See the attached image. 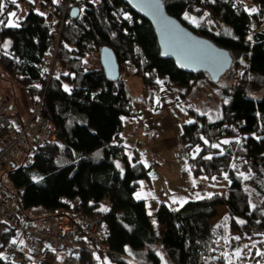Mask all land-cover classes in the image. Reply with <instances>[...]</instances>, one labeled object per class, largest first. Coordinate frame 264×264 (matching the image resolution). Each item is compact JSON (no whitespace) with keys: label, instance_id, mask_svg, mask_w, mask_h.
Returning a JSON list of instances; mask_svg holds the SVG:
<instances>
[{"label":"trees","instance_id":"obj_1","mask_svg":"<svg viewBox=\"0 0 264 264\" xmlns=\"http://www.w3.org/2000/svg\"><path fill=\"white\" fill-rule=\"evenodd\" d=\"M68 1L0 0V41H10L0 47V71L23 90L29 111L44 92L43 116L56 129L53 142L31 145L23 163L7 173L12 188H5L18 201L19 219L41 207L45 219L66 214L79 229L80 219L109 200L105 228L112 253L99 255L100 264H230L233 242L245 244L233 264H263L264 255L249 243L264 238V0H161L168 15L227 50L232 66L219 94V118L210 121L192 111L195 119L181 124L179 136L194 178L229 184L180 208L161 202L153 213L157 225L146 202L135 197L151 169L138 154L127 159L120 138L124 118L136 115L121 73L140 77L153 93L166 88L178 98L198 82L219 81L161 57L152 25L123 0H71L81 4L79 16L70 19L68 13L61 26ZM20 4L29 8L27 14L7 26ZM209 20L219 23L218 33L209 30ZM54 47V74L47 82ZM103 47L112 50L119 67L113 82L101 67H89V56L99 59ZM64 199L79 201L81 211L70 210ZM217 207L225 212L212 223ZM0 239L3 250L6 238ZM70 254L87 264L83 251ZM0 264L12 263L3 255Z\"/></svg>","mask_w":264,"mask_h":264},{"label":"built area","instance_id":"obj_2","mask_svg":"<svg viewBox=\"0 0 264 264\" xmlns=\"http://www.w3.org/2000/svg\"><path fill=\"white\" fill-rule=\"evenodd\" d=\"M70 3L71 0L65 6V13L70 12L67 11ZM76 8L80 10L81 4L78 3ZM63 23L64 18L61 25ZM55 51L56 47L51 51L52 58L45 71L47 82L54 74ZM44 98L43 92L23 123L12 120L8 115L10 99L0 98V236L6 238L3 244L4 255L12 264H29L31 260L41 256H50V264H81L70 255L74 250H81L87 256V264H100L99 255L112 253L105 228V215L111 201L106 203L107 211L93 212L87 218L80 219L79 229L70 216L62 213L51 214L43 224L34 225L19 219L18 201L2 182V175L14 153H26L31 145L54 141L55 126L43 116ZM63 201L69 205L70 210L81 211V205L76 199ZM147 203L153 210L159 205L156 198L148 199Z\"/></svg>","mask_w":264,"mask_h":264},{"label":"rangeland","instance_id":"obj_3","mask_svg":"<svg viewBox=\"0 0 264 264\" xmlns=\"http://www.w3.org/2000/svg\"><path fill=\"white\" fill-rule=\"evenodd\" d=\"M74 2V1H73ZM73 2L70 3L68 6L70 11L71 8L76 7L78 3L74 4ZM35 11L39 12V5L35 3ZM67 3L65 4V6ZM62 11V17L60 19V24L62 18H64V21L67 17L68 13H65V7ZM29 8L24 5L20 4L18 6V11L15 12V16H10L6 25L9 26V21H11L12 24L16 25V23L23 19L25 15L27 14ZM197 24V22H194ZM208 28L210 31L218 33L220 29V25L216 21L209 20L207 22ZM62 26V25H61ZM251 37V39H249ZM248 40L252 41V35H249ZM6 45V46H5ZM10 45V41L8 39L4 41H0V47L2 48H8ZM89 67L91 68H100L99 59L96 53L89 56L88 59ZM129 67V66H128ZM131 68V66H130ZM230 73L224 74L217 86L208 85L203 82H198L193 86V89L188 92L185 96L178 98V105L174 107V111L178 112L180 114L182 123H189L192 122L195 118L192 115V111L196 112L197 115H206L210 121H216L219 118V103L221 101V98L219 96L220 91L222 90L223 86L226 84V80L228 78V75ZM121 78L124 81V83L128 86V89L130 91V96L132 97L133 102L137 101V98L141 96L142 89H141V79L138 76L134 75H126L125 72L121 73ZM8 76L0 71V98L1 96L5 97V94L9 96V99L11 100V103H14V98L17 100V108L14 105L12 109H9L7 112L12 120H15L17 117V110L21 112L22 114L26 113V109L29 107V102L27 100V97L25 96L23 90L19 87L18 84L15 82H11L8 80ZM230 81H227V84H229ZM182 92L185 94L184 89H181ZM253 97H259L261 93L252 92L250 93ZM30 108V107H29ZM172 109V107H171ZM28 110V109H27ZM127 123L125 122L124 128L122 131V134L124 137H126V141L124 142V145L128 143L127 140L130 137V134H132L131 126L128 127ZM126 133V136H125ZM157 134L156 139H148V141H145V148L144 151L145 154H141V160L144 161L147 166L151 167V173L153 175H150V181L144 180L142 182V186L146 191V194L149 195L151 198L159 197L158 193L162 192L164 195L175 197L174 194H176L178 191H180L185 185V188L187 190H191L192 185L193 188L198 189L196 184H203V187L199 190H195L193 193H188V197L190 200H196L200 199L206 196H209L210 194L214 192H221L224 191L229 182L226 179L222 180H216L214 179L212 183H206L205 179H199L194 178L191 175L190 172V163L185 154L182 151V147L180 144V141L176 139L177 143L170 144L169 146L165 145L162 141L164 134L163 131L154 132ZM175 132L173 133V135ZM149 136L152 134L149 133ZM196 148L193 152V155L196 154L198 151ZM200 150V149H199ZM25 153L23 151H17L14 153L10 159V164L7 165L5 169V173L2 175V182L5 185V187H8L9 189L12 188L11 183L8 180L7 173L14 169L19 167L23 161H24ZM196 182V183H195ZM140 188V187H139ZM137 194H139V199L141 198V190L138 189V191L135 194V197L137 198ZM138 199V198H137ZM166 200L167 202L170 201ZM161 203L160 201H158ZM165 202V201H164ZM105 208V200L101 202V210ZM146 209L148 211V214L150 216V222L154 225H157V222L155 221L153 217V210L150 208L148 203L146 202ZM222 209H218V212H221ZM264 213V206L262 208ZM45 212L41 207H34L27 211V216H22L21 221H28L31 224L34 225H40L43 224L45 221L44 218ZM2 244V240L0 239V246ZM247 244V243H246ZM253 250L257 253H264V238L263 240L259 241H253L249 243ZM244 247V244H239V246L235 250L230 251V257L231 254L235 256L236 252H239ZM4 255V250L0 249V256ZM46 264V263H42ZM162 264H165L162 260Z\"/></svg>","mask_w":264,"mask_h":264},{"label":"water","instance_id":"obj_4","mask_svg":"<svg viewBox=\"0 0 264 264\" xmlns=\"http://www.w3.org/2000/svg\"><path fill=\"white\" fill-rule=\"evenodd\" d=\"M123 1L133 12L152 25L160 56L173 60L180 70L188 73L204 72L212 83H217L231 68L232 58L227 50L204 37L197 36L177 19L168 15L161 0ZM79 13L78 8H71L70 19H76ZM99 63L109 81L118 79L119 67L111 49L101 48Z\"/></svg>","mask_w":264,"mask_h":264},{"label":"crops","instance_id":"obj_5","mask_svg":"<svg viewBox=\"0 0 264 264\" xmlns=\"http://www.w3.org/2000/svg\"><path fill=\"white\" fill-rule=\"evenodd\" d=\"M213 33H215V32H213ZM99 67H101V66H99ZM126 87L128 89L127 85H126ZM141 89H142L141 96H139V98H137L136 102H133L132 97L130 96L131 101H132L133 110H134L136 115L133 117H130V118L129 117L124 118V124L126 122L127 125H129L128 127L131 126V130H132V134H130V137L127 139L129 141V145H128V143H126V145H124V142L126 141V137L123 136L122 132L120 133V138L122 140V144L126 147L127 159L131 158L132 154H138L140 161H142L140 153L142 152V154L146 155V152H147V151H144V148L146 146L145 141H148V139L152 140V139L157 138V134H155L154 132L158 133V131L159 132L163 131V133H165V134H164L162 141L165 145L169 146L171 143L175 144V142L177 143V141L179 140V136H180V132H181L180 128H181V124H182L180 114L173 110L174 107H176L178 105V95L176 92H171L166 88H161L159 91L153 93L152 91L145 89L142 85V82H141ZM128 91H129V89H128ZM129 94H130V91H129ZM14 105L17 108V100L15 98H14V103L10 102L9 109H12ZM171 107H172V109H171ZM27 109H26L25 114H22L21 112H19L17 110V117L15 118V120L20 121L22 123L25 122L28 119L29 114H30L29 107ZM123 128H124V125H123ZM122 131H124V130L122 129ZM174 132H175V134L173 135ZM149 133H151L152 135L149 136L148 135ZM125 136H126V133H125ZM176 139H177V141H176ZM142 162L144 164H146L144 161H142ZM149 168L151 169L150 166H149ZM199 179H204V178H199ZM143 181H140L138 183V189L141 190V198L140 199L147 202L148 199H152V198L146 194V191L142 186ZM146 181L149 182L150 179H148ZM206 183H210V181L206 180ZM194 185H192L191 190H187L185 188V186H186L185 185L180 191H178L176 194H174V196H175L174 198L171 196L164 195L162 192H160V193H158L159 197H156V199L160 202L165 201V203L172 205L174 208H180L187 201H190V199L188 197V193L191 194L195 190L197 191V190L201 189V187H203L202 183L196 184L198 189L193 188ZM138 189H137V191H138ZM169 198L171 200L167 202L166 200H169ZM106 203H107V200H105V208H106ZM158 204H160V203L158 202ZM218 209H222L221 212H218ZM155 210H153V212ZM101 211H104V210H101ZM224 212H225L224 207H217L216 208L217 216L214 219H212V223H215L218 220V218ZM261 240H263V239H261ZM257 241H259V240H257ZM239 244L233 242L231 250H235L239 246ZM241 244H244V243H241ZM244 246H245V244H244ZM231 250H229V252H228L229 254H230ZM239 253H240V251L236 252L235 256H233V254H231L230 264H233L234 259L238 256ZM50 262H51L50 256H41V257H38V258L31 260V264H42V263L50 264Z\"/></svg>","mask_w":264,"mask_h":264},{"label":"snow or ice","instance_id":"obj_6","mask_svg":"<svg viewBox=\"0 0 264 264\" xmlns=\"http://www.w3.org/2000/svg\"><path fill=\"white\" fill-rule=\"evenodd\" d=\"M12 2L15 3V0H12ZM56 2H57V0H53V3H56ZM3 9H4V4L2 2H0V13L3 12ZM252 11L254 12L255 9H252ZM9 15L10 16H15L16 14L15 13H10ZM0 23H4V22L3 21H0ZM8 23H9V26H16V25L12 24L11 21H9ZM249 39H251V37H249ZM205 143H207V141H205ZM223 143H228V141H224ZM212 147H218V145H212ZM197 151H199V149H197ZM208 158L210 159L211 157H208ZM137 198L139 199V194H137ZM103 210L104 211H107V209H103ZM237 239H239V237H237ZM257 254L258 255H264V253H257Z\"/></svg>","mask_w":264,"mask_h":264}]
</instances>
